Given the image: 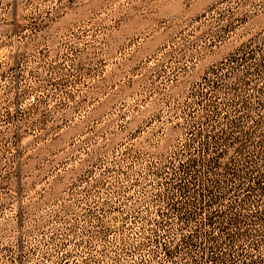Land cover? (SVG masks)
Listing matches in <instances>:
<instances>
[{"label": "rangeland", "instance_id": "rangeland-1", "mask_svg": "<svg viewBox=\"0 0 264 264\" xmlns=\"http://www.w3.org/2000/svg\"><path fill=\"white\" fill-rule=\"evenodd\" d=\"M0 264H264V0H0Z\"/></svg>", "mask_w": 264, "mask_h": 264}]
</instances>
